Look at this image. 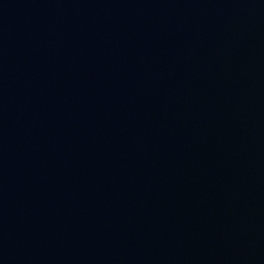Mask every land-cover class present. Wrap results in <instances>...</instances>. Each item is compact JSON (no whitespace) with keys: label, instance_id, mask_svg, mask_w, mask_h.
I'll list each match as a JSON object with an SVG mask.
<instances>
[{"label":"water","instance_id":"1","mask_svg":"<svg viewBox=\"0 0 264 264\" xmlns=\"http://www.w3.org/2000/svg\"><path fill=\"white\" fill-rule=\"evenodd\" d=\"M0 264H264V0H0Z\"/></svg>","mask_w":264,"mask_h":264}]
</instances>
